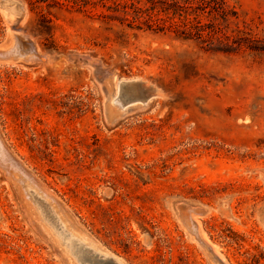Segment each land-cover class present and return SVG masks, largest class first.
<instances>
[{"label":"rangeland","instance_id":"374dc122","mask_svg":"<svg viewBox=\"0 0 264 264\" xmlns=\"http://www.w3.org/2000/svg\"><path fill=\"white\" fill-rule=\"evenodd\" d=\"M9 1L0 0V264H80L25 183L124 264H220L185 225L192 215L229 264H264V0H224L232 15L201 16L229 52L133 21L125 5L146 0H17L14 36ZM131 80L156 95L129 100Z\"/></svg>","mask_w":264,"mask_h":264},{"label":"bare ground","instance_id":"6f19581e","mask_svg":"<svg viewBox=\"0 0 264 264\" xmlns=\"http://www.w3.org/2000/svg\"><path fill=\"white\" fill-rule=\"evenodd\" d=\"M8 3L14 4V11L16 13H12L11 11H8V8H5L6 12H9L6 16L7 28L15 36V34L22 33V28L20 26V21L22 18V4L17 0H10ZM1 5L4 6V4ZM14 27H16L19 31L13 30ZM32 40L34 39L32 38L31 41ZM36 48V43L32 41L29 54L36 57V54H38L34 53L35 50L37 51ZM122 86L124 90L122 95L126 96L131 101L146 100L156 95L153 93V90L148 91L147 89V93L143 92L142 88H147L146 86L148 85H144L140 80L126 81V83H122ZM119 103L122 104L121 102ZM25 187L29 198L34 203L41 218L46 222V224L49 225L51 230L58 236L61 243L66 246V248L73 256H75L80 264H87L89 261H93L91 258H94L101 264H124L121 260L113 257L112 255H107V253L103 250L90 246L89 242L81 237L80 234L72 227L68 217L62 212L61 209L58 208V205L52 198L27 183H25ZM184 220L185 225L191 231L192 235L196 236L200 242L210 250L212 256L217 259L220 264H229L224 256L219 253V248L215 244L209 242L204 236V231L201 227L198 217L192 215L186 217Z\"/></svg>","mask_w":264,"mask_h":264},{"label":"trees","instance_id":"16d2710c","mask_svg":"<svg viewBox=\"0 0 264 264\" xmlns=\"http://www.w3.org/2000/svg\"><path fill=\"white\" fill-rule=\"evenodd\" d=\"M53 1L61 4L57 0ZM146 1L149 5L143 7L134 3L125 5L132 10L133 21L141 19L148 29L157 32L171 31L176 37L184 40L205 37V42L213 51L229 52L234 49V46L228 42V37L221 39L214 36L217 30L211 23H205L201 18L205 13L213 16L217 14L222 18L232 15L234 12L224 0ZM136 27L141 28L139 25Z\"/></svg>","mask_w":264,"mask_h":264}]
</instances>
